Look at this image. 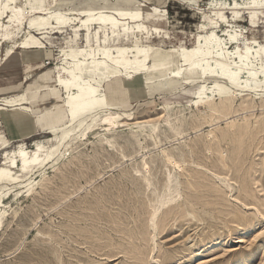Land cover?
Masks as SVG:
<instances>
[{
  "label": "rangeland",
  "instance_id": "1",
  "mask_svg": "<svg viewBox=\"0 0 264 264\" xmlns=\"http://www.w3.org/2000/svg\"><path fill=\"white\" fill-rule=\"evenodd\" d=\"M211 1L194 6L168 0L161 8L168 20L178 15L180 22L160 26L171 38L154 32L141 42L192 47L194 24L201 20L193 14ZM249 21L245 13L237 23L252 36ZM78 23L54 29L49 37L37 34L46 44L42 49L16 46L6 57L11 42L0 44V103L19 94L32 98L34 109L0 110V165L6 157L3 140L9 141V155L21 146L36 150L38 144L51 154L61 142L62 132L50 130L68 121L64 93L58 89L53 96V82L44 76L55 75L58 64L67 65L63 49L85 47L84 31L75 35ZM255 33L264 45L262 16ZM135 40L116 29L91 45ZM200 84L147 97L137 83H106L113 111L101 119L87 114L54 161L24 173L17 183L0 182L5 204L0 264H264V96L259 98L264 90H236L226 102L212 94L209 107L195 103ZM109 112L120 115L117 130L107 128L114 122ZM41 113H46L43 122L37 120ZM167 155L183 167L174 169ZM20 164L13 174L20 173ZM169 179L172 188L166 189ZM173 196L177 199L162 205Z\"/></svg>",
  "mask_w": 264,
  "mask_h": 264
},
{
  "label": "bare ground",
  "instance_id": "2",
  "mask_svg": "<svg viewBox=\"0 0 264 264\" xmlns=\"http://www.w3.org/2000/svg\"><path fill=\"white\" fill-rule=\"evenodd\" d=\"M145 1L147 0H124L121 3L118 0H83L78 4V0H0V44L11 42L6 57L11 56L16 46L25 49L45 48L46 44L41 38L49 37L52 30L61 26H71L73 20L81 23L73 25L76 38L84 31L82 34L86 40L85 47L63 49L61 59L67 60V65L58 64L53 68L55 75L44 76L53 82L50 88L52 95H56L58 89L64 93L62 100L68 121L50 130L62 132V140L55 147L56 151L47 154L43 152V146L38 144L36 150L28 151L21 146L9 155L6 150L9 141L3 140L1 146L6 157L3 165H0V182L17 183L24 173L43 168L54 161L60 146L72 138L75 123L78 124L77 127L84 125V116L87 114H94L101 119L107 110L113 111L114 107L110 106L103 88L107 81L124 78L129 84L137 83L147 97L201 82L196 87L199 99L195 103L209 107L213 104L212 94L219 95L226 102L235 95L236 90H264V45L255 33L260 17H264V0H248L244 3L239 0L229 3L212 0L206 8L199 6V12L193 14L201 17L200 22L195 24L198 33L194 45L187 47L179 42V45L167 48L146 45L141 41L142 38L154 35V32L161 39H170V33L160 26L171 22L173 26H177L175 19L178 16L170 21L167 10L161 8L163 6H148ZM184 1L197 6L199 0ZM25 12H28L26 16ZM228 12H231V17L227 15ZM245 13L250 17L252 36L248 35L246 27L237 23ZM4 18L7 20L3 21ZM116 29H121L126 39L133 35L135 43L127 45L121 42L113 46L96 47L91 45L101 35L109 37ZM41 33L46 35H37ZM230 92L232 96L227 95ZM31 100L32 98L19 94L3 97L0 110L11 106L12 110L34 113L30 106ZM108 114L114 122L108 123L107 128L117 130L121 123L120 115L115 112ZM44 117L46 113L38 115L37 120L43 122ZM108 142L111 143L110 140ZM166 161L172 163L174 169L183 167L169 155ZM18 163H21L20 173L15 175L12 168L18 166ZM149 168L145 163V169ZM146 180L151 183L148 178ZM170 188L171 179L168 180L166 189ZM176 199L174 196L168 197L162 205ZM4 205V200L0 197V224L5 211ZM156 213L157 211L153 218Z\"/></svg>",
  "mask_w": 264,
  "mask_h": 264
},
{
  "label": "crops",
  "instance_id": "3",
  "mask_svg": "<svg viewBox=\"0 0 264 264\" xmlns=\"http://www.w3.org/2000/svg\"><path fill=\"white\" fill-rule=\"evenodd\" d=\"M118 1H120L121 3H123V1L124 0H118ZM151 1H155L156 2V5L157 6H165L166 5V3L168 2V0H147V1H145L146 3H147V5L148 6H153V5H150V2ZM186 1H188V0H186ZM156 5H154V6H156ZM131 7H132V5H130ZM180 8V7H179ZM178 9V7L176 8V10ZM178 11V10H177ZM179 12V11H178ZM178 16V15H177ZM175 21H176V23L177 24H179L180 22L178 21V19H175ZM195 25V24H194ZM39 49H42V48H39ZM124 81V82H126V83H128V81L127 80H124V78H117V79H114V80H111V81H107V82H105L104 83V85H103V87L105 86V84L106 83H109V82H117V81ZM104 91H105V87H104ZM106 92V91H105ZM149 99H151V98H149Z\"/></svg>",
  "mask_w": 264,
  "mask_h": 264
}]
</instances>
